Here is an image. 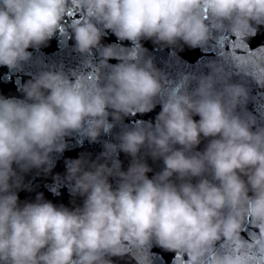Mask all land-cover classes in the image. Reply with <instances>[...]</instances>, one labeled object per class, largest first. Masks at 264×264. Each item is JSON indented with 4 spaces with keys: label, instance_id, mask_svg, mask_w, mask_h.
<instances>
[{
    "label": "clouds",
    "instance_id": "9594fccd",
    "mask_svg": "<svg viewBox=\"0 0 264 264\" xmlns=\"http://www.w3.org/2000/svg\"><path fill=\"white\" fill-rule=\"evenodd\" d=\"M73 4L82 14L66 23ZM261 24L264 0H0V66L22 68L28 49L59 33L81 54L96 49V65L108 69L102 81L85 71L42 70L19 84L23 99L0 95V264H114L111 258L129 254V245L150 241L199 264L217 241L240 236L244 212L264 250V125L242 114L249 89L231 81L232 69L257 83L264 71L229 63L225 51L228 32L245 42ZM104 30L133 44L114 65L108 61L118 46L101 44ZM142 39L174 50L212 43L223 59L204 62L207 73L172 81ZM157 98L154 122L124 126L94 160H65L64 182L82 204L56 205L43 193L20 200L19 190H31L22 174L50 173L66 137L95 142L124 117L152 111ZM120 152L131 157L126 170ZM148 156L163 162L151 177ZM193 177L200 179L194 184ZM217 264L248 260L222 255Z\"/></svg>",
    "mask_w": 264,
    "mask_h": 264
},
{
    "label": "water",
    "instance_id": "95a60500",
    "mask_svg": "<svg viewBox=\"0 0 264 264\" xmlns=\"http://www.w3.org/2000/svg\"><path fill=\"white\" fill-rule=\"evenodd\" d=\"M69 11L74 13L73 17L66 16L65 21L70 23L73 19H77L82 14V8L79 4H73L70 6ZM229 42L225 44V51L230 55L228 62L232 63L233 56L240 55L247 59L246 51H256L260 48H264V24L259 25L258 31L255 35L245 38L247 49H238L231 47L233 43H238L237 37L231 33H227ZM145 49L147 54L153 58V62L158 69L164 72L167 77L176 81L184 73H207L208 69L203 67L204 62L209 60H220L223 57L219 54V49L215 48L210 43L205 48H190L184 45L183 50L172 49L170 47H161L154 44L151 40L142 39L139 42ZM102 45L115 44L117 48V57L108 61L110 65H114L119 62V56H126L133 46L131 41L118 40V38L110 30H104V35L101 40ZM74 40L68 39L63 42V38L57 33V35L51 39L47 46L40 49H28L32 53L31 58L23 63L22 68L18 70H10L6 66H0V95L6 97H15L17 99H23V94L18 90L19 84L31 79L35 74L42 70H63L66 73L69 70L85 71L90 78L103 79V75L108 69H100L96 64L98 63V52L96 49L92 50L91 55L81 54L73 47ZM255 71V69H251ZM70 79L74 77L70 76ZM232 82L245 83L249 89V99L243 109V113L251 114L255 117L257 124L264 125V82L257 83L250 75L237 72L232 69L231 75ZM194 86V82L193 85ZM190 86V87H191ZM161 110L159 98H157L156 107L149 112L136 113L124 117L122 122L115 123L111 133L104 134L98 137L97 141L89 142L87 139L82 138L78 133L65 138L67 147L62 152H54L53 157L55 159V166L51 172L45 174L41 170L32 169L27 173H23L24 184L30 186L29 188H23L19 190L18 195L21 201H34L37 193H43L44 198L52 201L56 205H65L72 208L76 205L82 204V197H73L70 192L69 185L64 182L65 175V160L67 158H76L81 154L88 156L90 159H96V157L103 150V142L105 140L116 142L115 137L121 131L124 126H132L136 121H153L155 116ZM238 111H241L238 109ZM199 119L198 116L194 117ZM112 118L109 117V120ZM206 141H202L197 150H202ZM177 147H180L177 145ZM118 159L122 162L123 169H127L131 157L127 154L120 152ZM147 163L152 168V171L148 173L151 177L154 173L161 170L163 162L160 159L153 160L150 156L146 157ZM15 167V165H14ZM207 175L208 179L212 180L211 175ZM115 177L110 178V182L113 187L116 186ZM172 179H176L173 177ZM200 177H193L192 182L195 184ZM178 182V181H177ZM214 183L219 184L218 180H213ZM55 189V190H53ZM251 195V193H249ZM75 199V204L73 203ZM243 212V207H242ZM245 216V222L240 233V236L235 241H217L216 244L205 254L202 258L205 264H216L217 259L226 255L225 249L231 246L232 251L237 255H242L245 252L253 254V258L248 259V264H264L260 256L259 247L256 244L258 239V229L251 222V218L247 216V213H243ZM239 243V250L235 245ZM182 259L178 264H187L185 260L188 259L187 254L180 253ZM177 252L168 251L164 248L156 245L154 242H149L143 246L129 245V254L123 257L114 256L111 259L114 264H175V257ZM147 257V260H146Z\"/></svg>",
    "mask_w": 264,
    "mask_h": 264
},
{
    "label": "snow or ice",
    "instance_id": "6c2138e0",
    "mask_svg": "<svg viewBox=\"0 0 264 264\" xmlns=\"http://www.w3.org/2000/svg\"><path fill=\"white\" fill-rule=\"evenodd\" d=\"M69 17H73L74 13L72 11L68 12ZM67 23V21H65ZM237 41H239L238 43H233L231 45V47H235L238 49H247V44L240 40L238 37L236 39ZM246 56L247 59H245L244 56H240V55H235L233 56L234 59L237 60H242V61H246V63L248 64L250 69H255L257 71H264V48H260L256 51H246ZM236 249L239 250L240 248V244L237 243L235 245ZM226 251V255L232 256V257H244L247 260L250 258H253V254H251L250 252H245L242 255H237L235 252L232 251L231 246H229L228 248L225 249ZM260 251V256L259 258L264 261V250L259 249ZM182 259L181 255L179 253H177V256L175 257V264H178V262H180ZM147 260V257H146ZM183 260L187 262V264H191V261L189 259L185 260L183 257ZM147 264H149L148 260H147ZM199 264H205V261L203 259L200 260ZM217 264V261H216Z\"/></svg>",
    "mask_w": 264,
    "mask_h": 264
}]
</instances>
